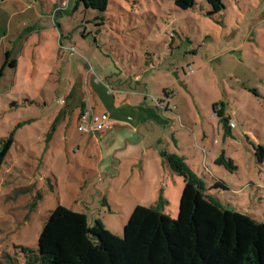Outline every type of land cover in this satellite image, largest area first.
I'll list each match as a JSON object with an SVG mask.
<instances>
[{
    "label": "rangeland",
    "instance_id": "obj_1",
    "mask_svg": "<svg viewBox=\"0 0 264 264\" xmlns=\"http://www.w3.org/2000/svg\"><path fill=\"white\" fill-rule=\"evenodd\" d=\"M66 1L56 12L63 0H0V36L8 35L12 51L18 45L15 55L25 45L36 59L35 71L21 58L17 73L0 76V140L13 138L0 169V264H27L24 248L37 250L60 204L122 235L135 203L157 201L147 176L174 171L162 150L163 126L152 120L139 126L143 136L125 131L104 154L105 135L94 143L79 131L83 103L97 105L92 75L117 96L125 89L130 101L146 99L176 119L187 150L208 151L211 169L204 162L190 168L208 185L225 181L229 189L215 195L264 222V161L255 155L264 145V0H223L215 14L207 0L189 9L175 0H108L105 11ZM132 142L142 148L138 156ZM119 143L125 148L113 153ZM164 144L182 151L170 133ZM222 153L236 171L215 164ZM173 174L178 181L170 178L159 207L177 217L184 178Z\"/></svg>",
    "mask_w": 264,
    "mask_h": 264
},
{
    "label": "trees",
    "instance_id": "obj_2",
    "mask_svg": "<svg viewBox=\"0 0 264 264\" xmlns=\"http://www.w3.org/2000/svg\"><path fill=\"white\" fill-rule=\"evenodd\" d=\"M81 1L87 7L107 10L108 0ZM207 1L210 14L225 8L223 0ZM175 3L189 9L196 0ZM217 113L225 118L222 111ZM0 143L1 169L13 138ZM255 155L264 161L263 144L255 146ZM165 156L184 178L177 217L159 206L139 204L119 236L100 219L92 223L86 213L60 204L50 213L37 250L24 248L27 264H264V222L231 208L215 195L218 189H229L225 181L208 185L180 156L166 152ZM216 163L232 172L237 169L225 154Z\"/></svg>",
    "mask_w": 264,
    "mask_h": 264
},
{
    "label": "crops",
    "instance_id": "obj_3",
    "mask_svg": "<svg viewBox=\"0 0 264 264\" xmlns=\"http://www.w3.org/2000/svg\"><path fill=\"white\" fill-rule=\"evenodd\" d=\"M7 37H8L7 34H3L0 36V76H4L7 71L12 70V69L17 73L21 65V58L27 59L28 60L27 68L30 67L34 69L35 71L36 70L35 56L33 57L34 59L32 60L28 58V55H26V52H25V45L22 46L20 50V54L15 55L18 45L14 43V51H12L11 46L6 40ZM12 41L13 40H11L10 43ZM89 85L92 89V93H93L94 99L96 100L97 105L96 106L93 105V102L91 101V98H90L88 102L83 103L82 108L92 106L97 113H100L97 111V108H100L102 111L101 113H108L110 115L111 128L108 131L104 133L91 132V133H88V136H87L88 141L90 140L91 142H94V143L98 142L99 136L97 135L99 134L101 137L105 135L104 137L108 138V142H106L105 145L102 143V141H104L103 140L104 138L98 142L99 146L102 149L103 154L106 149L110 148V143L112 142L114 143L113 139L123 141L122 139L124 137L125 131H126V134L139 133V126H141L142 124L145 125L147 124L149 120L150 121L152 120L155 123H157V125H159L160 127L162 126L165 127V128L162 127V137H161L162 138V142H161L162 150H164L166 153L175 152L186 163L189 164L190 162H192L190 163L192 167L194 165L201 166L202 162H204L205 166L211 169V167H209L207 164V159L209 157L207 149L204 148L202 150H198V152L196 151L192 152V151L187 150L186 145L182 144L183 140L177 138L178 136L182 138L183 135L180 136L177 133L178 129L173 127V125L177 124L176 119L172 118L171 116L168 117L169 115L166 114L164 111H162L161 108L147 104L146 99L140 103H138L137 100L130 101L127 98V95H130L131 93L125 89H120L119 91L120 93L118 92L119 95L117 96V94L113 92V89H111L109 85L105 84L104 82L100 80H97L96 77L93 75L89 80ZM231 114L235 115L236 113L232 112ZM224 116H227V115H225L224 113ZM169 133L174 137L176 144L182 151H180L177 148H174L173 144H171L167 148L164 147L165 146L164 140L169 139ZM139 134L143 136L142 133H139ZM133 135H136V134H133ZM127 142L129 141L128 139L126 140L125 138V142L123 143L124 145L126 144V148H128ZM123 143H119L120 146L116 145L115 148H113L112 146L111 147L113 149L112 152L115 153L121 149H124L125 147ZM180 143H181V146H180ZM132 144L133 146L136 145V147L135 148L133 147L132 149H133V153L137 155L139 152H141L142 148H140L141 150H139L138 149L139 144L135 142H132ZM222 154L226 155V153H222ZM219 156L212 157V160L215 162V164H217L216 159ZM103 159H104V155L100 159L98 167L101 166ZM141 161H143V159H141ZM135 164L137 165L138 163H135ZM140 165L142 169H144L143 167L144 161L143 163H140ZM173 172L171 171V175H170L171 177L169 175L165 176L163 174H160L159 177H155L153 180L150 179V174L147 176L148 183L152 184V181L156 182L154 187H152V185L150 187L151 188L150 194H152L151 196L152 197L154 196L156 198L158 196L156 202H152L150 199V201L152 202V205L150 206H160V203L163 201V196L166 197L169 195L168 190L171 189L170 178L173 177V179L178 181V178H176ZM197 174L199 173L197 172ZM144 202L145 201H141L140 203L143 205L145 204ZM140 203H135L134 206L136 207ZM163 211L166 212V208H164Z\"/></svg>",
    "mask_w": 264,
    "mask_h": 264
},
{
    "label": "built area",
    "instance_id": "obj_4",
    "mask_svg": "<svg viewBox=\"0 0 264 264\" xmlns=\"http://www.w3.org/2000/svg\"><path fill=\"white\" fill-rule=\"evenodd\" d=\"M67 5V1L63 2L56 8V12L61 11ZM229 125L235 127L236 123L233 119H229ZM111 128L110 115L108 113H97L92 106L86 107L80 113L78 129L81 132H104Z\"/></svg>",
    "mask_w": 264,
    "mask_h": 264
}]
</instances>
